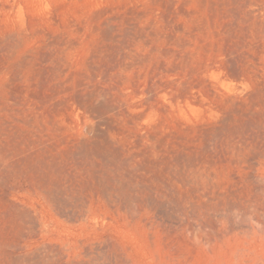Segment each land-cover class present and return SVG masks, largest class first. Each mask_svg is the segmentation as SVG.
I'll return each mask as SVG.
<instances>
[{"label": "rangeland", "instance_id": "rangeland-1", "mask_svg": "<svg viewBox=\"0 0 264 264\" xmlns=\"http://www.w3.org/2000/svg\"><path fill=\"white\" fill-rule=\"evenodd\" d=\"M0 264H264V0H0Z\"/></svg>", "mask_w": 264, "mask_h": 264}]
</instances>
